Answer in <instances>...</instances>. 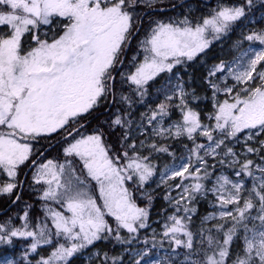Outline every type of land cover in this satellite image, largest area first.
<instances>
[{
	"label": "snow or ice",
	"instance_id": "6c2138e0",
	"mask_svg": "<svg viewBox=\"0 0 264 264\" xmlns=\"http://www.w3.org/2000/svg\"><path fill=\"white\" fill-rule=\"evenodd\" d=\"M248 3L251 4V0ZM130 7H134V0H0V26L8 29L6 34L0 35V170L6 172L9 178L16 176L18 166L32 154L31 141L66 129V126L76 123L78 118L98 107L100 101L109 95L112 89L110 81L114 80L113 70L116 64L122 63L120 54L131 34ZM243 15V7H225L194 26L187 18L180 24L157 22L141 41L145 53L143 63L127 79L138 90L142 89L158 73L165 70L171 72L174 63H181L178 57L192 60L198 52L207 48L211 41L206 39V33H224L230 22ZM57 18L62 25V32L57 38L49 42L35 34L41 25H52ZM26 33H32L31 38L36 42V46L27 51L22 49L21 44ZM214 38L218 39L219 35ZM246 39L258 40L264 45V33H252ZM170 57L177 59L169 62ZM224 67L223 64L218 65L217 70L223 71ZM242 67V71L239 66L236 70L229 69L228 74L246 86L232 97V102L224 100L216 105L215 129L220 130L222 138L214 140L212 131L207 128L201 132L213 142L206 149V155L216 154L226 139H238V134L246 130L247 140L264 133V48L253 51L246 66ZM257 80L259 83H256ZM212 87L217 88L215 84ZM224 91L231 94L233 88ZM181 100L183 104L182 90ZM165 114L166 106L161 104L159 112L153 113L149 122L157 115ZM112 123L122 125L123 122L117 116ZM201 127L198 114L188 110L183 112V124L176 125L175 135L186 132L188 138L193 139L192 134ZM252 130L257 131L254 133ZM67 134L73 135L72 131ZM261 146L264 147V141H261ZM132 147L135 149V145ZM152 148L168 151L154 144ZM204 148L205 145L197 144L191 150L200 163H204V160L198 152ZM257 151L259 149L247 148L248 153ZM64 153L65 156L79 158L88 177L97 182L102 204H98L88 193L85 181L76 175L71 161H67V167L65 164H54L52 160L41 164L34 177L35 183L43 181L47 185L41 198L62 203L71 215L52 212L55 232L46 231L45 225L39 229V235L27 231V223L23 225L24 230L9 229L5 224H0V243H11V238L17 236L32 237L31 250L36 251L41 243L52 244L53 235L57 238L62 236L70 242V246L59 243L47 258L41 257L37 264H57L58 261L67 264L68 258L78 250L106 239L103 234L113 232L106 217H112L116 222L117 240H121L120 229L135 233L139 228L146 227L147 210L134 203L124 183L131 180L133 174H138L139 181L144 182L152 175V169L147 164L128 158L125 152L127 163L121 165L119 156H109L103 133L80 135L78 139L74 137ZM226 155L236 154L229 147ZM189 164L174 170L173 178L182 177L185 173L196 180L207 177L206 169L205 176L201 177L198 175L201 168L195 167L190 172ZM252 165V160H245L240 164L236 176L242 173L252 176ZM256 167L262 174L255 177L259 184L253 185L242 206L243 184L233 182L227 176L217 178V186L212 191L219 194L217 199L221 207L235 205V214L229 210L221 211L219 215L222 219L230 218L232 225L226 231H223V224L216 225L218 232L223 231V241L207 236L208 248L200 250L203 259L194 260L191 264H227L231 244L240 227L244 232L242 254L237 253L231 264H264V166ZM226 185L231 187L226 188ZM16 187L14 179L10 180L0 186V195H11ZM202 188V184L195 183L192 191L199 192ZM184 191L191 195L187 187ZM176 203L179 205L180 202ZM253 208H257L258 213L254 217L250 212ZM194 211L186 207L185 217L171 216L169 219L173 223L165 225L163 233L170 238V243L190 252L194 251L193 233L182 221L190 219L187 213ZM249 220H258L259 224L249 228L246 223ZM181 235L186 239H181ZM136 264H141V261L137 260Z\"/></svg>",
	"mask_w": 264,
	"mask_h": 264
},
{
	"label": "rangeland",
	"instance_id": "374dc122",
	"mask_svg": "<svg viewBox=\"0 0 264 264\" xmlns=\"http://www.w3.org/2000/svg\"><path fill=\"white\" fill-rule=\"evenodd\" d=\"M145 1H152V0H138V3ZM240 0H215L213 3H201L202 6H204V10L199 13L195 14V19H191L189 17V14H192L196 12V6L194 5H187L183 7L182 9H179L175 11V13L172 15V24H180L181 21H183L185 18H187L191 24L194 26L197 23H202L204 18H210L212 15L215 14L216 11H219L222 8H235V7H243L244 5L239 3ZM248 1V0H247ZM245 1V2H247ZM142 2V3H143ZM154 9H159L158 7H155ZM153 12V11H152ZM158 14V13H155ZM244 14L245 10H244ZM156 26V25H155ZM147 28L146 30L142 31L140 39L136 42V45L131 49V51L128 52L125 55L124 59V76L128 82H130L127 77L133 73H135L136 67H138L141 63H143L144 60V51L141 46V41L144 40L151 32L152 28ZM136 21H132V29L130 36L134 33L136 30ZM8 32V29L6 26H0V35H4ZM62 32V25L59 23V18H57V22H54L52 25H41L39 29L36 31L35 34L39 36L42 40H47L51 42L53 38H57L59 34ZM252 33H264V9L260 10L259 13H257L254 17L246 18L245 15L240 17L238 20L230 22L229 28L226 32L220 33V34H209L206 33V39H208L210 42L209 46L205 48L202 52H198L192 59V61L195 63V65L199 69V73L201 77H203V83L206 89L209 90V101L211 103V107L213 108V112H206L204 113V121H201V119L198 117L201 128L197 129L196 132L192 134L193 139L188 138V134L185 132L182 135H175L176 132V125L183 124V112L191 110L198 114V109L193 106V104L188 101V94L183 93V104L181 100V90L183 87V83L180 79V77L175 73L174 76L171 78V86L168 88L167 93L165 94L167 99L172 103L173 107L177 110L178 116L174 119L168 120L166 122L164 119V122H162L163 116L157 115L154 120H151L149 122L150 117H152L153 113H158L157 111H145L146 116L145 123L143 125H135L133 128H131V135L132 138L130 140V143H134L133 139L136 138V136H142L141 143L146 142L149 140V138L154 137L155 135H162V136H170L171 139H180L181 143L186 145L184 148L185 153L179 158L174 161L169 162L167 165L163 166L159 169L158 172H156V176L153 173L154 170L152 167L145 162L138 161L142 164H147L152 169V175L148 177L144 182L139 181L138 174H133L131 180H125L124 187L127 188L126 183L127 181H133L134 183H141L147 184V183H154L156 184L160 189L163 191L164 196H168L165 201L169 203V210L166 212V214L157 220H154L153 223H149L146 220V228L145 232L146 234L140 239V241L143 242V245H138L140 233H129L126 229H120V231H124L123 233L125 235H128V239H126V242L128 244H119L116 250V256L114 258V264H136L137 260L141 261V264H191L192 261H194L191 257H189L186 253L187 251H184V247H178L174 243H170V238L165 237L163 233L165 232V225H171L173 223L172 220L169 218L171 216H177V217H185L186 213L184 212V207L182 205H185L189 200L196 199L198 197L204 198L207 196L208 206L207 209H209L208 213L202 217L203 221H214L216 222L219 219H222L220 217L221 211H233L235 214V205H226L224 207H221L219 200L217 199L218 193H214L212 189L214 186H217L216 181L217 178L220 176H227L229 180L233 182H240L243 184V188L241 190V206L243 205V199L247 198L249 195V191L252 189L254 184H259V180L255 179V177H260L262 174L257 169V165L264 166V147L261 146V141H264V133H259L258 135H254L253 139L247 140V130L243 133L238 134V139H226L225 144L222 145L220 148L216 150V154H205L206 149L210 144L213 142H210L208 138L204 135H201V132L204 130V128H207L208 130L212 131V135L214 137V140H218L221 137L220 130L215 129V113L217 111L216 105L218 103H223L224 100H228L229 102H232V97L235 96L237 93L240 92V90L245 87L246 85L238 83L236 80L233 79L231 75L228 74V70H236L237 67H240V70H243L242 66H246L247 60L251 57L253 51H259L261 48H264V45L260 44L258 40L249 41L246 39V37ZM138 32L134 35L136 36ZM215 35H219V38H214ZM32 33H26L22 37V49L27 51L32 47L36 46V42L32 40L31 38ZM53 36V37H52ZM130 39V37H129ZM128 39V40H129ZM133 39V38H131ZM128 42V41H127ZM126 42V44H127ZM126 44L123 46V51L120 54V57L122 56ZM187 58V57H184ZM121 59V58H120ZM174 59L177 58H169V62H173ZM223 64L225 67L223 71H218L217 66ZM116 66V65H115ZM259 67V66H258ZM212 73H215L212 75ZM251 83V82H250ZM256 83H259L257 80ZM212 84H215L217 86L216 89H213ZM226 88H233V91L231 94L226 93L224 90ZM183 92V90H182ZM215 93V94H214ZM171 97V99H169ZM254 133L257 130H252ZM98 133L96 130L89 129L85 130L79 135H77L75 138H79L80 135H92ZM206 138L207 140H202V138ZM200 139V140H198ZM70 142H73V139H71L69 142H67L62 148L61 152L64 153V149L68 146ZM191 144V149L187 147V144ZM197 144H203L205 145L204 149H200L198 152V155L203 157L204 163H200L197 160L196 155H193L192 149L195 148ZM232 148L235 156L232 155H226L227 148ZM253 147L256 149H259L257 152L248 153L247 148ZM191 158V163L189 164V160ZM252 160L253 165L251 167V170L253 172L252 176L244 175L243 173L241 176H236V172L240 170V164L244 163L245 160ZM52 160L54 164H65L67 167V162H61L59 163L57 160L53 158H45L38 162L30 172V178L33 182H35L34 177L36 176V173L39 171V166L41 164H46L47 161ZM239 161V163H235V161ZM223 161V163H221ZM127 161L125 162V164ZM189 164V167L192 168L193 172L195 167L201 168V172L198 174L201 177L205 176L204 170L207 171V177L202 178L200 180H196L193 177H190L188 173H185L182 177L177 176L173 178V171L176 169H181L182 165ZM81 165L83 167V164L81 162ZM190 169V168H189ZM84 173L87 175L86 170H84ZM17 174L14 178H9L7 176L6 172H3L0 170V186H2L4 183L9 182L10 180L14 179V182L19 184L17 180L18 171L16 170ZM213 173V176L210 177V179H207L210 174ZM76 175H78L76 173ZM127 175V174H126ZM88 176V175H87ZM91 179V178H90ZM92 180V179H91ZM153 180V181H151ZM94 181V188L95 192L97 194V199L102 204V201L100 200V191H99V185L95 180ZM43 183V181H41ZM195 183H200L203 185V188L199 192L192 191V186ZM44 184V183H43ZM47 187L46 184H44V189ZM187 187L189 189V193H186L184 191V188ZM231 185H226V188H230ZM17 188V187H16ZM86 190L91 195L90 187L86 184ZM44 191V190H43ZM7 194H4L6 198ZM43 195V192H42ZM41 195V197H42ZM184 197V198H182ZM96 199V198H95ZM51 200V199H46ZM177 201H179V205H177ZM254 203H257L255 200ZM21 207V212L14 211L12 213L14 218H16V221L20 223L21 225H24L26 223V217H25V211L23 210V207ZM177 207H179V211H177ZM258 207V205H257ZM23 211V212H22ZM63 212L65 216H70L71 213H69L66 209V206H63V210H57L53 208L52 206H45L44 207V215L49 221L51 227H53L54 231V225H53V217L52 212ZM251 216H256L257 208H253L250 210ZM11 215V216H12ZM189 216V214H187ZM211 217V218H209ZM112 218V217H111ZM10 219V217H8ZM114 219V218H112ZM189 219H184L182 222L187 225L186 221ZM216 224H218L216 222ZM258 225L259 221L256 220L252 223ZM46 225V220L41 219L37 223L35 228H27V231H34L39 235V229L41 227H44ZM47 226V225H46ZM253 227V226H251ZM249 227V228H251ZM23 229V226L18 229ZM143 229V228H139ZM50 230V227H46V231ZM244 232L243 228L240 227L237 233V237L234 238V242L232 243L234 251V259L236 257L237 253H241V250L243 248V237ZM134 237L137 238V241H134L135 243L131 242ZM16 238H22L26 243L25 244H17V256L14 257L11 254H3L0 256V264H37V262L41 259V257L47 258L51 252L58 247L59 243H64L66 246H70V242H67L64 240V238L61 236L60 238L53 239L52 244H39L37 246L36 251L31 250V244L33 243L32 237H19ZM181 239H186V237H183L181 235ZM147 240V243L145 241ZM56 241H59L56 243ZM99 240L95 241L91 245H87L86 247L78 250L75 252L71 257L68 258L67 264H101V257L104 259L103 252L100 251L99 244H96ZM15 243V242H13ZM1 244V243H0ZM16 244V243H15ZM155 244V247L153 245ZM124 255V260H122V257ZM233 259V260H234ZM232 261H227V264H231ZM57 264H64L63 261H58Z\"/></svg>",
	"mask_w": 264,
	"mask_h": 264
},
{
	"label": "trees",
	"instance_id": "16d2710c",
	"mask_svg": "<svg viewBox=\"0 0 264 264\" xmlns=\"http://www.w3.org/2000/svg\"><path fill=\"white\" fill-rule=\"evenodd\" d=\"M215 0H152L138 3V0H134V7H130L128 10L132 14V21H136V27L140 20V28L138 34L130 40L128 52L136 45V42L140 39L142 31L147 28H151L157 24V22L168 23L172 22V15L175 11L182 9L187 5L196 6V12L189 14L191 19H195V14H199L204 10V6L201 3H213ZM231 1V0H227ZM247 0H240L239 3L244 5L245 17H254L260 10L264 9V0H251V4L245 2ZM174 6V7H172ZM158 7L159 9H164L172 7L167 11L152 12L149 11L143 15V12L146 10L154 9ZM158 13V14H155ZM133 32V31H132ZM131 32V33H132ZM53 37V36H52ZM121 58V57H120ZM125 59V58H124ZM181 63H174V67L171 72L165 70L158 73L153 79L149 80L147 84L143 86L142 89H137V86L128 82L124 76V66L125 61H123L121 68L114 76L112 81V90L106 98H103L99 106L93 109L89 114H84L78 121L70 126H66V129L58 130L55 133L42 135L36 140L31 141L32 144V154L29 159L26 160L23 164L19 165L17 168L18 175L17 180L19 182L17 188L13 190L11 194V199H8L7 206L13 201L14 197L18 192V188L21 181L22 173L30 161L34 157L38 156L41 151L46 148L48 145L52 144L57 139L64 136L68 131H71L74 127L79 126L81 123L90 119V121L85 124V127L76 130L73 132L72 136H68L64 140L55 144L51 149L46 151L41 157L35 162L34 166L45 158H53L59 163L61 162H72V167L75 168L76 173L85 181V185H89L91 195L96 198L97 203L101 204L97 199V194L94 188V181L88 177L81 165L79 158L74 156H65L61 152V148L69 142L71 139L79 135L85 130L93 129L98 133H103V142L105 146L109 149V156L121 158L120 163L124 165L127 161L124 158V153H128V158L138 159L148 163L154 170V175L159 171L160 168L167 165L169 162L179 159L184 153V148L186 145L182 144L180 139H171L170 136L155 135L152 138H149L146 142L141 143L142 136H136L133 139L134 143H130L132 138L131 128L135 125H143L145 123V111H157L159 112V106L164 104L166 106V114L163 115V119L168 122V120L174 119L178 116L177 109L173 107L172 103L167 99L166 93L168 88L171 86V78L175 73H180L183 78L184 86L186 93L188 94V101H190L194 107L198 109V117L201 121H204V113L213 112L211 103L208 99L209 90L205 88L206 85L203 83V77L199 73L198 67L192 60H188L184 57H178ZM118 64H116L115 68ZM114 68V69H115ZM114 71V70H113ZM122 97H127V100L122 99ZM111 104L109 106V103ZM108 108V109H107ZM105 112L99 113L101 111ZM98 113V114H97ZM95 115V116H94ZM119 116L122 120V125H115L112 122L115 118ZM213 134V133H212ZM200 140V139H198ZM202 140H207L205 137ZM156 145L157 148H167V152L157 151L152 148V145ZM132 145H135L133 149ZM187 147L191 149V144L188 143ZM147 157V159H143ZM33 166V167H34ZM190 171L192 168L189 167ZM33 169V168H32ZM30 170V172L32 171ZM30 172L28 173L23 187L19 194V199H16L15 202L11 205L10 212L13 213L21 212V207L27 213L26 223L28 228H35L39 220L45 219L46 225L51 228V232L54 233L53 227H51L49 221L44 215V207L52 206L57 210H63L62 203H57L55 200H46L42 199L41 195L44 190V184L35 183L30 178ZM213 176V173L207 179ZM153 181V180H151ZM126 186L129 190L132 200L134 203L140 207L147 210L148 216L147 221L153 223L154 220L162 218L166 212L169 210V203L165 201L166 197L163 195L162 189H160L156 184L150 182L147 184L134 183L133 181H127ZM17 189V191H16ZM5 199L4 194L0 195V204L4 203ZM207 196L204 198L198 197L196 199L189 200L185 205H182L184 208L195 209L194 212H189L190 219L186 221L187 229L193 233V245L194 251L190 252L188 249L184 248V251H187V255L193 260H202L203 253L201 249H207V239L206 237L211 235L214 239H219L223 241V231H226L232 225L230 218L219 219L216 222L214 221H203L202 217L205 216L209 209ZM6 206V207H7ZM4 207V206H2ZM5 207V208H6ZM23 212V211H22ZM5 216V215H4ZM10 217V219H8ZM6 218L0 219V224H5L9 229L11 228H20L23 225L16 221L15 216H8ZM109 224L113 228L112 234L104 233L106 239L99 240L96 244H99L100 251L103 252L104 259L101 257V264H114V258L116 256V250L119 244H128L126 239L128 235H125L119 230L121 240H117L116 237V222L111 217H106ZM227 221V222H225ZM253 220L246 221L248 226H253ZM154 224V223H153ZM223 224V231L218 232L216 225ZM22 229V228H21ZM146 228L138 229L140 233V238L138 245L142 246L143 242L140 239L146 234ZM211 230V231H209ZM53 239H56L53 235ZM60 238V237H58ZM61 239V238H60ZM137 238L131 240L135 243ZM15 242V243H13ZM59 241H56L58 243ZM234 242V240H233ZM232 242V243H233ZM26 242L22 238H11V243H1L0 244V256L3 254H11L12 256H17V244H25ZM230 255L227 261H232L234 259V250L231 244ZM237 252V251H236ZM211 254V252L209 253ZM124 260V255L122 257Z\"/></svg>",
	"mask_w": 264,
	"mask_h": 264
},
{
	"label": "water",
	"instance_id": "95a60500",
	"mask_svg": "<svg viewBox=\"0 0 264 264\" xmlns=\"http://www.w3.org/2000/svg\"><path fill=\"white\" fill-rule=\"evenodd\" d=\"M172 7H174V6H172ZM172 7H168V8H164V9H150V10H146V11L143 12V15L146 14L147 12H149V11H153V12L167 11V10L171 9ZM139 28H140V21H139L138 24H137V28H136V30H135L134 33L130 36V39L128 40V42H127V44H126L125 50H124V52H123V54H122V56H121V59H120V60L122 61V63H123L124 58H125V55H126V53H127V50H128V47H129L130 40H131V38H133L134 35L138 32ZM122 63H118L117 67L114 69V71H113V73H112L113 77L116 75V73H117V72L119 71V69L121 68ZM110 84L112 85V81H110ZM111 90H112V89H111ZM110 104H111V101H110V103H109V106H110ZM107 109H108V108H107ZM107 109H105L103 112H105ZM89 121H90V119L87 120V121H85V122H83V123H81L79 126H77L76 128H74V129L72 130V133H73L74 131L78 130L79 128L83 127V126H84L85 124H87ZM67 137H68V134H65V135L62 136L61 138H59V139H57L56 141H54L52 144L48 145L46 148H44V149L41 151V153H40L37 157H35V158L29 163V165L27 166V168H26V169L24 170V172L22 173L21 181H20V185H19L18 192H17L16 196L14 197L13 201H12V202H11V203H10L5 209H4V210L1 211V213L4 212V211H6V210H8V209L10 208V206L15 202V200L17 199V196H19V194H20V191H21V189H22V187H23V184H24V182H25V179H26L28 173L30 172V170L32 169L34 163L38 160V158H39L42 154H44L46 151H48L49 149H51L55 144H57L58 142L64 140V139L67 138ZM33 162H34V163H33Z\"/></svg>",
	"mask_w": 264,
	"mask_h": 264
},
{
	"label": "flooded vegetation",
	"instance_id": "af4514ba",
	"mask_svg": "<svg viewBox=\"0 0 264 264\" xmlns=\"http://www.w3.org/2000/svg\"><path fill=\"white\" fill-rule=\"evenodd\" d=\"M102 112H103V111H101V112H99V113H102ZM97 114H98V113H97ZM94 116H95V115H94ZM88 120H89V119H88ZM76 127H77V126H76ZM76 127H74V128H76ZM83 127H85V125H84ZM83 127H81V128H83ZM74 128H73V129H74ZM81 128H79V129H81ZM73 129H72V130H73ZM79 129H78V130H79ZM72 130H71V131H72ZM74 132H75V131H74ZM66 134H67V133H66ZM39 154H40V153H39ZM36 157H37V156H36ZM40 157H41V156H40ZM40 157H39V158H40ZM34 158H35V157H34ZM34 158H33V159H34ZM39 158H38V159H39ZM30 162H31V161H30ZM27 166H28V165H27ZM27 166L25 167V169L27 168ZM25 169H24V170H25ZM23 172H24V171H23ZM16 191H17V189H16ZM11 198H12L11 195H8V194H7V195H6V198L3 200V202H4V201H5V202L2 203V204H0V219H1V218H6V217L12 215V213L10 212L11 208H9L8 210H6V211H4V212L1 213V211L4 210L5 207H6L7 204H8V201H6V200L11 199ZM2 206H4V207H2ZM10 207H11V206H10ZM20 211H21V210H20ZM4 215H5V216H4Z\"/></svg>",
	"mask_w": 264,
	"mask_h": 264
},
{
	"label": "built area",
	"instance_id": "2783aa9c",
	"mask_svg": "<svg viewBox=\"0 0 264 264\" xmlns=\"http://www.w3.org/2000/svg\"><path fill=\"white\" fill-rule=\"evenodd\" d=\"M177 75L180 77V79H181V81L183 83V87H182L183 93H186V89H185V86H184L183 78H182V76L180 74L177 73ZM177 110H179V109H177ZM162 122H164L163 118H162Z\"/></svg>",
	"mask_w": 264,
	"mask_h": 264
},
{
	"label": "clouds",
	"instance_id": "9594fccd",
	"mask_svg": "<svg viewBox=\"0 0 264 264\" xmlns=\"http://www.w3.org/2000/svg\"><path fill=\"white\" fill-rule=\"evenodd\" d=\"M140 21V20H139Z\"/></svg>",
	"mask_w": 264,
	"mask_h": 264
}]
</instances>
